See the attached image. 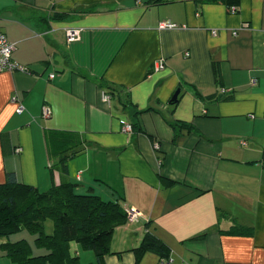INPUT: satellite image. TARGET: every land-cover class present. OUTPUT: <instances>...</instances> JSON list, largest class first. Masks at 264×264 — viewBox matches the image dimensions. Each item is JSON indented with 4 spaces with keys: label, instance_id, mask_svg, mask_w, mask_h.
Returning a JSON list of instances; mask_svg holds the SVG:
<instances>
[{
    "label": "crops",
    "instance_id": "0c3cea01",
    "mask_svg": "<svg viewBox=\"0 0 264 264\" xmlns=\"http://www.w3.org/2000/svg\"><path fill=\"white\" fill-rule=\"evenodd\" d=\"M147 1L0 0V31L27 67L0 72V182L8 171L39 190L71 182L137 209L115 228L105 264H135L146 231L171 254L146 252L139 264H264V0H240L234 13L208 0ZM101 81L123 86L128 105ZM121 118L140 129L123 131ZM77 150L63 169L60 156ZM234 223L252 234L223 232ZM34 237L0 243L24 238L46 252Z\"/></svg>",
    "mask_w": 264,
    "mask_h": 264
},
{
    "label": "trees",
    "instance_id": "16d2710c",
    "mask_svg": "<svg viewBox=\"0 0 264 264\" xmlns=\"http://www.w3.org/2000/svg\"><path fill=\"white\" fill-rule=\"evenodd\" d=\"M161 1L148 0L147 3L158 4ZM208 1L223 4L228 10L231 6L238 9L240 5V0ZM212 67L218 79L219 66L213 63ZM99 85L109 93L115 92L121 97L123 105H128L123 86L106 81H101ZM195 95L203 100L215 97L202 96L198 92H195ZM136 114L138 112L133 113L135 116ZM130 123L133 131L140 129L135 122ZM179 127L180 130L198 132L191 123H182ZM0 138L1 142L5 143L7 134L1 133ZM77 152L79 151L60 156L63 169L67 158ZM74 186L71 182H61L46 190H39L35 186L18 181L14 172H6L4 181L0 182V238H7L25 230L35 236L36 248L46 250L44 253L34 254L26 239L6 240L0 243V248L11 261L18 264H79V256L70 251V244L74 242L80 249L92 251L94 262L90 264H105V256L113 253L110 250V241L115 228L127 221L126 211L117 201L105 200L91 188L87 193H77ZM47 219L53 222V231L49 234L45 233L44 227ZM223 232L231 235H251L253 229L234 223ZM131 250L135 264L140 263L146 252H153L167 260L171 254L170 247L149 231L143 234L140 243ZM120 253L116 252L118 255Z\"/></svg>",
    "mask_w": 264,
    "mask_h": 264
},
{
    "label": "built area",
    "instance_id": "2783aa9c",
    "mask_svg": "<svg viewBox=\"0 0 264 264\" xmlns=\"http://www.w3.org/2000/svg\"><path fill=\"white\" fill-rule=\"evenodd\" d=\"M237 8L235 6H231L229 8V11L231 13L236 12ZM176 24L170 21H161L159 22L158 27L159 28H172L175 27ZM213 34L215 33V30L211 31ZM233 34H237V30L233 31ZM65 35H66V39L68 42H73V41H77L80 38V29L79 28H73V27H68L65 29ZM16 48V44L13 41H10L6 35L0 31V72L2 71H15V70H20V71H24L26 70V66L21 65L19 63H17L13 57L12 54L14 52ZM163 67V62L159 61L156 64V69H160ZM54 76L53 73L49 74V77L52 78ZM255 80L252 79L251 80V84H254ZM103 99L105 101H108L110 96L105 92L103 93ZM15 111L17 113H20L22 111V106L19 105ZM43 116L48 115V109L47 107L43 106ZM122 130L125 132H132L133 128L132 125L129 121L125 120V119H120L119 120ZM244 143V142H243ZM155 147H157V144H155ZM21 150L20 147L15 148L16 152H19ZM126 211V220L129 223H134L138 220L139 217V212L137 209L133 208V207H128L125 209Z\"/></svg>",
    "mask_w": 264,
    "mask_h": 264
},
{
    "label": "rangeland",
    "instance_id": "374dc122",
    "mask_svg": "<svg viewBox=\"0 0 264 264\" xmlns=\"http://www.w3.org/2000/svg\"><path fill=\"white\" fill-rule=\"evenodd\" d=\"M45 225V233L49 234L47 231H53V222L50 219H47L44 223ZM29 235H31L29 233ZM32 236V235H31ZM76 243H72V250L75 249ZM79 254V264H90L94 262V255L92 251L90 250H82L79 248V251L77 255ZM0 264H18L10 260V258L5 254L2 256V259H0Z\"/></svg>",
    "mask_w": 264,
    "mask_h": 264
},
{
    "label": "water",
    "instance_id": "95a60500",
    "mask_svg": "<svg viewBox=\"0 0 264 264\" xmlns=\"http://www.w3.org/2000/svg\"><path fill=\"white\" fill-rule=\"evenodd\" d=\"M179 92H180V88H177V89L174 91V93L172 94V96H171V98H170V100H169V103H170V104H172V103H174V102H177V96H178Z\"/></svg>",
    "mask_w": 264,
    "mask_h": 264
}]
</instances>
